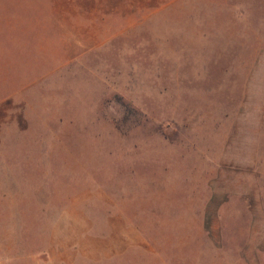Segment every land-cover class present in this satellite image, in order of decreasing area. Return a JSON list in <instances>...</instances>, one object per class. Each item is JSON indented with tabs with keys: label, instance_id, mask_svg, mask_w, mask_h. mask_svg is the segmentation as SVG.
I'll return each mask as SVG.
<instances>
[{
	"label": "rangeland",
	"instance_id": "rangeland-1",
	"mask_svg": "<svg viewBox=\"0 0 264 264\" xmlns=\"http://www.w3.org/2000/svg\"><path fill=\"white\" fill-rule=\"evenodd\" d=\"M0 131L23 264H264V0H0Z\"/></svg>",
	"mask_w": 264,
	"mask_h": 264
},
{
	"label": "crops",
	"instance_id": "crops-1",
	"mask_svg": "<svg viewBox=\"0 0 264 264\" xmlns=\"http://www.w3.org/2000/svg\"><path fill=\"white\" fill-rule=\"evenodd\" d=\"M37 10V9H36ZM38 11V12H37ZM35 13H34V20L35 21H44V17H47V19L49 18H53V17H56L58 15V13H60V10H48L46 11V16L45 14L42 12H40V10L38 9ZM67 11V10H66ZM65 13V12H64ZM57 14V15H56ZM32 16V15H31ZM33 18V16H32ZM51 20H48L47 23L48 24H51ZM42 23V22H41ZM29 25V24H28ZM25 26V27H28ZM29 27H31V25H29ZM39 24L36 23L34 24V30L35 32L38 31L39 29ZM67 29V26L65 27ZM84 31H83V26L80 27L78 33H75L74 32V35H73V38L75 39V42L71 48V50L67 53L66 52V47L64 46V51L62 54H59V61L58 63H56L54 66H52V68H48V73H50L49 71L50 70H57L58 68L68 64L75 56H79L80 54H82V52L84 51V48L85 47H88L89 44H84ZM35 41V39H34ZM47 69V68H46ZM40 77V76H39ZM38 78V77H37ZM36 78V79H37ZM4 136L5 134H1V131H0V136ZM4 145H0V148L3 147ZM2 169V173L4 172V170H7L4 169L3 167L1 168ZM1 176H4L6 179V182L7 184H9L10 180H11V174L10 172H8L7 170V173L6 175L5 174H2ZM10 179V180H9ZM4 180L2 179V184H3ZM1 184V181H0V186H2L0 188V193H2L4 195V198L3 199H6L9 201L12 200L11 196L9 198L8 193L10 191V188L9 190H6L5 186ZM4 186V187H3ZM6 195V196H5ZM9 250V246H7L6 244H4V240L3 241H0V264H23L22 261H26V257H23L24 259H22L21 255H17V252L15 255H7V253L4 252V250ZM54 257L52 256H48V257H43V256H40V257H32L29 259V261L34 264H43V262L46 264L50 261L54 262V261H57V260H52Z\"/></svg>",
	"mask_w": 264,
	"mask_h": 264
}]
</instances>
